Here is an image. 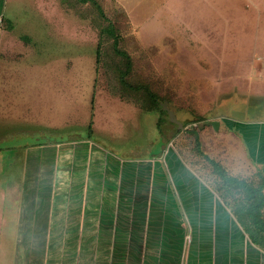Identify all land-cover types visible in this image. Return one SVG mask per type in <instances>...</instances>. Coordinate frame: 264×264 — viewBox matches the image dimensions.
<instances>
[{
    "label": "rangeland",
    "instance_id": "1",
    "mask_svg": "<svg viewBox=\"0 0 264 264\" xmlns=\"http://www.w3.org/2000/svg\"><path fill=\"white\" fill-rule=\"evenodd\" d=\"M45 2L9 0L6 9L7 18L12 20V26L7 27L17 34V42H11L14 37L8 41L16 46L8 53H17V63L11 67L27 66L22 68L21 78L32 75L35 88L38 86L37 122L29 127L33 142L42 140L43 134H49L52 141L86 136L89 131L118 122L114 131L100 130L94 137L104 138L105 144L122 153L135 154L152 147L153 153H159L164 138L155 145L153 142L166 127L165 134L183 157L185 169L198 177L199 191L203 192L195 205L199 215L193 214L200 241L199 262L214 255V264H223L221 256L228 255L229 264L231 260L240 264L242 255L249 259L264 254L261 247H250L248 235L232 213L234 204L244 197L242 190L227 192L221 175L206 158L217 162L232 178L256 187L262 184L261 171L250 158L249 144L235 130L241 129L238 122L264 119L263 98L249 99L253 86L249 83L255 82L257 21L247 9L255 0ZM258 6L264 9V5ZM110 24L118 27L122 36L119 47L132 60L124 84L121 72L125 59L115 51L112 38L105 35L101 39L102 29ZM4 25L8 24L4 21ZM148 92L162 106L167 103L188 129L179 130L157 109L146 112L152 106ZM211 119L221 122L219 130L208 124ZM123 120L131 121V132L119 141L116 135L123 131ZM21 125L24 131L28 129V124ZM8 176L0 175V192L7 193L5 187L10 186L13 194L0 196V218H4L0 222V264H12L15 252L33 251L32 245L16 247L18 229L13 208L21 185L19 175ZM187 216L193 221L190 213ZM32 232L24 231V235ZM191 237L189 233L186 238L183 264L188 263Z\"/></svg>",
    "mask_w": 264,
    "mask_h": 264
},
{
    "label": "crops",
    "instance_id": "2",
    "mask_svg": "<svg viewBox=\"0 0 264 264\" xmlns=\"http://www.w3.org/2000/svg\"><path fill=\"white\" fill-rule=\"evenodd\" d=\"M260 1L250 3L253 7L247 9L257 21L255 82L249 83L253 85L249 99L264 100V9L258 6H263L264 0ZM8 2L0 0V175H19L21 189L13 208L16 247L33 246L31 253L15 252L12 264H183L189 233L193 237L187 264H214V255L203 263L197 259L200 241L193 214L199 215L195 205L203 192L198 177L185 169L183 157L165 134L166 127L153 142L155 145L164 138L159 153H153V147L122 153L105 144L104 138L94 137L100 130L114 131L118 122L86 136L52 141L49 134H43L42 140L33 142L31 128L37 122L34 114L40 107L35 103L39 91L32 75L21 78L22 68L27 66L11 67L17 63V53H8L16 48L9 43L17 42V34L7 27L12 26L6 16ZM19 123L28 124V129L24 131ZM238 123L241 129H233L247 141L250 158L264 175V119ZM129 124L128 120L120 122L119 141L131 132ZM5 188L7 193L1 191V197L10 194V186ZM187 212L193 221L189 222ZM28 230L34 232L25 236ZM249 245L257 246L252 241ZM254 255L256 258L249 259L242 255L244 260L239 263L264 264V254ZM221 257L223 264H229L228 255Z\"/></svg>",
    "mask_w": 264,
    "mask_h": 264
},
{
    "label": "trees",
    "instance_id": "3",
    "mask_svg": "<svg viewBox=\"0 0 264 264\" xmlns=\"http://www.w3.org/2000/svg\"><path fill=\"white\" fill-rule=\"evenodd\" d=\"M87 1V0H82ZM98 8L99 13L102 16H105L104 11L98 3L94 2ZM107 36L113 39V47L117 53H119L125 59V70L121 72V82L123 84L126 82V77L129 75L130 70L132 69V60L130 55L122 50L119 45L122 42V36L118 29L113 24H110L106 29H102L101 31V39L103 36ZM102 42L99 44L98 48V56L100 55ZM149 93V92H148ZM150 94V93H149ZM150 100L152 101V106L147 108V111H156L159 110L161 114L168 113L163 109V106L158 101L157 97L150 94ZM198 148L200 146V142L198 139V135H196ZM206 158L214 165L217 172L221 175L224 184L225 190L227 192H233V188L242 190L244 197L238 203L234 204L232 213L235 216L237 222L244 229L245 233L249 236L252 243L264 249V217H263V209H264V175L261 174L263 180L262 184L258 187L249 184L243 180H239L236 178H232L227 175L226 171L213 159L206 156ZM231 189V190H229ZM235 190V189H234ZM224 202L227 204L226 197H223Z\"/></svg>",
    "mask_w": 264,
    "mask_h": 264
},
{
    "label": "water",
    "instance_id": "4",
    "mask_svg": "<svg viewBox=\"0 0 264 264\" xmlns=\"http://www.w3.org/2000/svg\"><path fill=\"white\" fill-rule=\"evenodd\" d=\"M163 109L167 111L169 115V120L172 123L176 124L179 127V130L188 129V127H186L181 121L178 120L176 113L168 107L167 103H163ZM208 124L213 126L216 130H219L221 122L219 120L211 119L208 121ZM203 126L205 125H202L201 127Z\"/></svg>",
    "mask_w": 264,
    "mask_h": 264
},
{
    "label": "built area",
    "instance_id": "5",
    "mask_svg": "<svg viewBox=\"0 0 264 264\" xmlns=\"http://www.w3.org/2000/svg\"><path fill=\"white\" fill-rule=\"evenodd\" d=\"M3 23V20L0 18V25Z\"/></svg>",
    "mask_w": 264,
    "mask_h": 264
}]
</instances>
